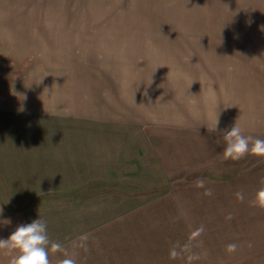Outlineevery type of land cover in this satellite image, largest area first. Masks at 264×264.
<instances>
[{"label": "crops", "instance_id": "crops-1", "mask_svg": "<svg viewBox=\"0 0 264 264\" xmlns=\"http://www.w3.org/2000/svg\"><path fill=\"white\" fill-rule=\"evenodd\" d=\"M20 22L14 41L31 36L39 45H20L0 81V200L18 203L3 207L12 221L0 223L6 234L30 222L32 211L50 214L59 240L62 223L72 227L71 242L83 233H119V212L95 223L88 204L109 194V180L138 175L126 170L155 156L149 138L170 148L169 178L183 169L185 176L227 171L218 167L227 159L220 129L235 122L244 135L264 139V45H213L198 61L165 21H143L138 33L131 21ZM142 36L143 49L128 47Z\"/></svg>", "mask_w": 264, "mask_h": 264}, {"label": "rangeland", "instance_id": "rangeland-1", "mask_svg": "<svg viewBox=\"0 0 264 264\" xmlns=\"http://www.w3.org/2000/svg\"><path fill=\"white\" fill-rule=\"evenodd\" d=\"M20 21H131L128 23L135 25L130 28H140L136 33L147 28L143 21H165L180 36L174 38L175 42H181L188 54H195L190 57L198 61L202 60L200 51L213 45L237 51L261 50L264 45V0H0V81L4 80L8 57L16 56L20 45L38 49L36 37L14 41L18 28H22L17 25ZM12 28L13 36L7 35ZM146 44L142 36L127 45L143 49L139 46ZM3 93L0 91V96ZM34 123L31 121V128ZM148 141L157 151L155 156L152 154L149 162L144 160L139 170H126L127 174L138 175L109 180V194L103 195V200L95 197L88 204L95 223L119 212L124 220L116 226L119 233L103 230L89 234L87 247L73 248L72 227L62 223L60 240L56 226L47 225V229L56 231L51 237L57 240L50 239L68 248L77 264H264V205L251 203L264 187V172L261 176L256 172L264 166V155L249 152L239 159L229 157L219 162L218 167H227L228 172L226 168L209 167L203 176L193 171L185 176L183 169L172 180L165 170L171 163L167 154L170 148L160 139ZM200 179L203 185L197 183ZM10 204L18 203L0 200L5 209ZM31 214L33 219L40 215L51 220L46 212ZM8 235L0 227V236ZM230 243L236 244L234 250L228 249ZM185 244L189 245L187 249L182 247ZM173 247L181 254L170 256ZM193 253L199 259L189 261L187 257ZM64 256L62 250L49 252L52 264H58ZM7 259L0 254L4 264Z\"/></svg>", "mask_w": 264, "mask_h": 264}, {"label": "clouds", "instance_id": "clouds-1", "mask_svg": "<svg viewBox=\"0 0 264 264\" xmlns=\"http://www.w3.org/2000/svg\"><path fill=\"white\" fill-rule=\"evenodd\" d=\"M218 119L215 128L218 127ZM222 133V140L224 141L223 156L224 158L239 159L245 154L251 152L258 155H264V139L260 137H252L244 135L236 122L231 127L220 129ZM199 185L204 184V180L197 181ZM211 191L210 189L208 190ZM237 197L243 199L241 192L236 193ZM253 204L264 205V187H261L256 193ZM4 208L0 206V223L11 224V218L3 215ZM202 231L198 229L197 232ZM196 233H193L195 235ZM88 234H81L77 240L72 242L73 248L87 247L86 241ZM187 249L189 245H182ZM229 250L236 248L235 243H230ZM50 250H62L65 253L63 259L58 261V264H77V260L73 254L69 253L61 242L53 241L48 235L47 222L40 215L27 223H18L7 237L0 236V254L7 256V264H52L49 258ZM181 253L176 247L170 250V256L176 257ZM189 261L199 259L198 254H190ZM0 264H4L0 261Z\"/></svg>", "mask_w": 264, "mask_h": 264}]
</instances>
